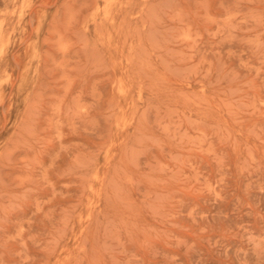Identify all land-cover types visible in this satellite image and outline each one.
<instances>
[{"label": "rangeland", "instance_id": "obj_1", "mask_svg": "<svg viewBox=\"0 0 264 264\" xmlns=\"http://www.w3.org/2000/svg\"><path fill=\"white\" fill-rule=\"evenodd\" d=\"M0 264H264V0H0Z\"/></svg>", "mask_w": 264, "mask_h": 264}, {"label": "bare ground", "instance_id": "obj_2", "mask_svg": "<svg viewBox=\"0 0 264 264\" xmlns=\"http://www.w3.org/2000/svg\"><path fill=\"white\" fill-rule=\"evenodd\" d=\"M29 75V74H28ZM30 76V75H29ZM25 78V77H24ZM22 83H24L23 81H22ZM29 83V82H28ZM23 87V86H22Z\"/></svg>", "mask_w": 264, "mask_h": 264}]
</instances>
